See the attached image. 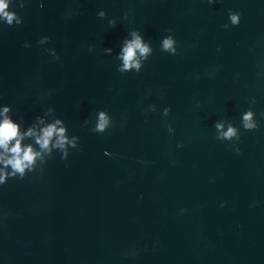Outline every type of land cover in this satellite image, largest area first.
<instances>
[{
	"label": "water",
	"instance_id": "water-1",
	"mask_svg": "<svg viewBox=\"0 0 264 264\" xmlns=\"http://www.w3.org/2000/svg\"><path fill=\"white\" fill-rule=\"evenodd\" d=\"M229 8L243 15L224 29ZM17 11L21 25L0 27V103L26 122L53 106L80 148L0 186V264H264V0H32ZM131 27L154 51L122 74L115 51ZM166 28L175 56L159 49ZM252 96L260 127L241 130L236 155L213 123L239 124ZM101 108L114 125L93 133L83 121Z\"/></svg>",
	"mask_w": 264,
	"mask_h": 264
},
{
	"label": "clouds",
	"instance_id": "clouds-1",
	"mask_svg": "<svg viewBox=\"0 0 264 264\" xmlns=\"http://www.w3.org/2000/svg\"><path fill=\"white\" fill-rule=\"evenodd\" d=\"M32 0H0V27L18 26L23 23V17L17 9H23L26 4ZM219 0H206L209 6L215 5ZM38 6L44 7V0H38ZM72 10L63 13L64 18L73 15ZM97 17L104 19L108 17L105 9L101 8L96 13ZM241 10L229 8L227 10V21L222 25L224 29L238 26L242 18ZM121 19L128 20L129 24L133 23L131 10H126ZM117 19L114 17L107 18V24L115 27ZM167 34L161 36L159 49L161 52L175 56L178 52V41L172 34L170 28L164 30ZM48 35H42L36 43L43 48L53 60H59L60 55L56 48L47 46L50 41ZM23 47L31 48L30 41H24ZM94 45L89 44L87 50L92 52ZM152 42L145 38L139 28L131 27L119 43L118 51H115V59L118 61L116 70L120 73H140L145 66V62L153 54ZM219 51V46H217ZM103 52L112 56L114 49L105 47ZM209 72L208 75H213ZM45 96L51 95V90L44 93ZM2 96V94H0ZM257 102L256 96L248 100L246 107L239 116V124L234 123L231 119L221 117L214 121L215 139L221 143L228 142L233 153L239 155L241 148V130L253 131L260 127V119L257 118V112L253 105ZM196 107H200L199 101ZM144 113L157 111L155 103H149L142 109ZM161 116L167 118L171 112V106H163L160 110ZM260 117H264L261 112ZM147 122V116L145 117ZM85 126L93 133L102 134L113 127L114 121L112 115L107 109H97L91 118L83 121ZM169 134H173L175 129L172 124H167ZM183 142L178 141L177 148H182ZM80 148V137L70 133L65 120L55 114L53 106L46 107L42 114L35 115L30 122L17 117L13 112V107L7 103H0V186L8 183L10 179L22 180L29 173L43 172L45 165L57 153L61 160H67L70 151ZM105 155H110L107 149ZM175 161H173V164ZM225 201L220 202L223 207ZM186 211L185 208L179 209L180 214Z\"/></svg>",
	"mask_w": 264,
	"mask_h": 264
}]
</instances>
